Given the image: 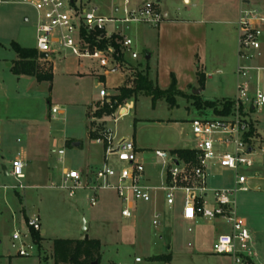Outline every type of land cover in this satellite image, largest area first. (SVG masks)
<instances>
[{
	"label": "rangeland",
	"instance_id": "374dc122",
	"mask_svg": "<svg viewBox=\"0 0 264 264\" xmlns=\"http://www.w3.org/2000/svg\"><path fill=\"white\" fill-rule=\"evenodd\" d=\"M78 1L97 6L103 15L111 16L112 6L122 0ZM202 3L203 0H190L189 3L160 0L159 7L162 12H168V19L197 20L200 19ZM253 6L263 9L261 4ZM229 10L217 16L210 13L206 16L204 53L207 64L201 68L205 80L200 84L196 74L192 88L184 90L185 94L195 97L174 94L170 103L164 97L154 101L142 93L125 100L122 109L113 115L104 111L107 102L119 93L120 88L129 84L137 71L144 70L147 63L150 64V78L156 81L158 28L140 24H131L129 29L122 26L123 34L133 39V49L139 58L128 56L131 62L119 63L120 68L115 72H106L111 68L100 67L96 60H84L79 65L83 61L61 53L45 60L38 59L40 72L50 71L55 61L53 80L39 82L34 77L19 78L12 71L17 58L12 43L29 48L36 46V10L26 4L0 6V166L11 169L14 156L22 148L30 152L31 159L25 167L26 189H4L2 186L16 182L0 172V264H54L55 239L80 240L83 236L100 240V264H136L137 257L142 260L137 264H231L228 257L214 254L212 249L217 235L227 231L225 222L187 220L181 215V200L173 209H163V225L155 228L153 212L146 211L144 206L135 218L122 217V203L113 190L99 191L97 204L92 206L89 196L93 192L85 187L86 176L82 180L84 187L78 188L73 197L69 196L68 189L59 187L65 168L80 172L84 169L87 176L93 178L97 169L102 167L103 146L92 143L90 132L99 134L108 128L119 138L134 139L143 151L146 167L154 181L161 169V161L154 155L156 149L195 147L191 121L218 117L210 109L199 108L195 102L233 99L237 93L239 57L235 22L238 18L235 9ZM138 27L149 30L147 37L142 36L147 40L146 46L142 45L141 35L136 34ZM114 28V24H107L109 32ZM261 40L264 42V35ZM151 51H154L153 59H146ZM85 63H94L97 68L101 80L97 85V76L83 66ZM101 88H105L107 96L99 100ZM200 89H203L201 93L196 94L195 90ZM53 106L62 111L53 116ZM252 119L264 137V106L253 110ZM60 149L65 152L61 159ZM38 154L39 160L35 159ZM258 167L260 177L252 180L251 190L239 192L236 199L238 214L246 218L250 232L256 237L258 233L262 239V252L258 249V254L264 264L263 153L258 157ZM232 177L230 171L219 172L209 184L213 187L229 185ZM258 185L261 189H257ZM25 213L28 217L38 214L41 218L46 232L40 235V245L35 244L29 234ZM15 231L30 235L26 245L28 256L17 255L12 246ZM15 244L19 246L18 242ZM160 254H171L172 260L169 263L154 261V256Z\"/></svg>",
	"mask_w": 264,
	"mask_h": 264
},
{
	"label": "built area",
	"instance_id": "2783aa9c",
	"mask_svg": "<svg viewBox=\"0 0 264 264\" xmlns=\"http://www.w3.org/2000/svg\"><path fill=\"white\" fill-rule=\"evenodd\" d=\"M159 2L122 0L112 6L111 16L103 15L97 6L78 0H0V6L26 4L36 10L35 48L39 54H47L42 59L64 53L80 61L96 60L103 68H113L114 65L117 68L120 62L116 59L111 39L114 35L121 36L117 41L123 63L127 56L138 59L139 54L133 49L134 41L123 34L122 26L129 29L131 24H140L159 28L165 20ZM107 24H114L115 28L109 32ZM236 25L239 64L233 106L228 115L191 121L195 147L186 149L193 151V158L180 157L173 152L174 149H156L154 155L161 161L164 178L161 184L151 185L146 177V164L139 156L135 141L118 139L112 130L105 128L92 139L93 143L103 146L104 163L93 178L86 177L85 187L93 192L89 196L92 206L97 204L99 191L113 190L122 203L121 216L126 219L135 218L142 206H153L152 223L155 228L161 226L162 218L157 206L159 195L170 208L180 199L185 219L193 222L200 219L222 220L229 228L214 240V254L228 257L231 264H255L252 234L246 218L238 214L236 196L239 192L251 190L252 180L261 174L258 157L264 154V137L252 119V112L264 106V65L258 63L263 56L264 13L258 7L243 5ZM103 40H107L108 44L102 46ZM99 96L101 99L107 96L105 88L100 89ZM110 103L108 101L107 105ZM121 109L122 105L117 112ZM61 111L57 106L51 108L53 116ZM114 120L117 118L114 117ZM58 154L61 159L65 152L60 149ZM224 171L233 173L231 183L211 186L209 180ZM0 172L4 174L2 166ZM8 173L16 183L2 186L4 189L18 191L28 187L24 183L25 163L21 157L14 158ZM83 177L79 170H67L59 187L68 189L69 196L73 197L78 188L84 187ZM26 222L34 241L32 232L42 233L41 218L36 214ZM29 234L13 233L12 246L16 248L17 255H29L26 247ZM141 262L140 257L135 258L136 264Z\"/></svg>",
	"mask_w": 264,
	"mask_h": 264
},
{
	"label": "crops",
	"instance_id": "0c3cea01",
	"mask_svg": "<svg viewBox=\"0 0 264 264\" xmlns=\"http://www.w3.org/2000/svg\"><path fill=\"white\" fill-rule=\"evenodd\" d=\"M136 1L142 2L144 0H136ZM184 1L186 3L190 2V0H184ZM257 4L262 5V8H263L262 11L264 13V0H203L202 9H201V13H200V19H197V20L168 19V12H163L164 16H165V20L162 22V24L158 28V36H157L158 37V50L156 53V62H155V66H154L155 77H156V80L158 81L159 86L163 89L168 88L170 86V83L172 80L171 75L174 74L176 76V79H177L178 90L184 92V90H186L189 85L194 84V82L196 80L197 69L199 67H200V69L205 68V66L207 64L206 59H205V53H204L205 47H206V38H207V27L205 25L208 22L206 20V16L209 13L211 16H217L221 13H223V14L228 13L230 11L229 9L233 8V9H235V11L237 13V18H238L239 10L243 5L253 6V5H257ZM236 22H235V24H236ZM136 31H137L136 34L139 37H140V35L142 37L144 34H145V37H147L149 35L148 29L145 30L144 28L138 27V28H136ZM237 38H238V35H237ZM146 41L147 40H145L142 37V45L146 46V44H147ZM25 48H29V47H25ZM262 51H263V56L258 61V63L264 65V42H263V40H262ZM237 54H238V51H237ZM147 55H151L150 59L152 60L153 56H154V51H151ZM16 56H17V58L15 61H17L19 59L17 54H16ZM39 58H41V59L43 58L41 56V54H40ZM82 61L83 62H79V65H80V63H84V60H82ZM126 61L131 62L130 60H128V56H127ZM54 63H55V61H54ZM54 63L52 65V68L54 67ZM97 65H99V63ZM83 66L85 68L91 69V72H93L94 75L97 76V78L95 80L96 85H97V83L101 82V80L97 74V71H96L97 68L94 66V63H89V64L85 63V64H83ZM112 67L113 68L107 70L106 72H108V71L109 72H115L113 70L114 68H116L115 65ZM52 68H51V71L53 74ZM118 68H120V67H117V70H118ZM220 70H217V71H220ZM17 76L19 78L34 77V76H29V75H17ZM34 78H36V77H34ZM100 99H101V97L99 98V100ZM91 131H94V130L91 129ZM30 132H33V131L30 130ZM0 135L2 136V133H0ZM116 137L119 139V137L117 135H116ZM120 138H122V137H120ZM18 142H20V141L18 140ZM92 143H93V141H92ZM93 144H95V143H93ZM135 144H136V142H135ZM74 145L79 146L80 143H74ZM184 148L186 149V148H193V147H182V148L173 147L170 150L184 149ZM138 150L140 153L139 154L140 158L145 162V159L142 156L143 151H140L139 148H138ZM103 152H104V148H103ZM1 157L3 158L2 150H1ZM16 157H21L23 159V161L25 163V167L31 161L30 152L24 148H22L18 152V154L14 156V158H16ZM103 157H104V153H103ZM39 158H40V154H38L37 158H35V159L39 160ZM258 169L261 173V170L259 167H258ZM67 170H70V169L65 168L63 173ZM81 172H82L83 176L88 177L87 173H85L84 169ZM62 176H63V174H62ZM146 177H147V181L149 184L159 185L163 181L164 173H163V170L161 168L158 171L157 177L154 181V178L152 177L151 172H149V169H147V167H146ZM257 189H261V186L258 185ZM161 196L162 195L160 194L159 200H158L159 202H158L157 206H158L160 212L162 213L163 209L165 207H168V206L165 205L164 200H163V196L162 197ZM161 198H162V201H161ZM176 204H177V202H176ZM176 204H175V206H176ZM174 207H172V208L168 207V208L171 210ZM144 208L146 211L150 212V211H152L153 206H144ZM23 211L25 212V209H23ZM182 213H183V204L181 206V215H182ZM24 215H25V219L27 221V219L29 217L26 215V213ZM197 222H195V223H197ZM161 225H163V222H161ZM248 226H249V223H248ZM250 228H251V226H250ZM228 230H229V228H227V231ZM45 232H46V230L42 228V234H44ZM251 234H252V238H253V242H254V248L256 251L255 264H262V259H261L260 255L258 254V252H259L258 249L262 252V247H263L262 239L260 238L258 233H257V235H258L257 237L254 236L252 231H251ZM171 260H172V255H171L170 261Z\"/></svg>",
	"mask_w": 264,
	"mask_h": 264
},
{
	"label": "trees",
	"instance_id": "16d2710c",
	"mask_svg": "<svg viewBox=\"0 0 264 264\" xmlns=\"http://www.w3.org/2000/svg\"><path fill=\"white\" fill-rule=\"evenodd\" d=\"M121 36L114 35L113 39H111L110 43L114 46L116 51V59L120 62H124L123 55L120 51V45L117 39H120ZM108 44L107 40H103L101 45L105 46ZM12 47L18 55V60L16 61L12 71L16 75H29L36 77L37 81H52L53 74L52 71L48 72H40V68L38 66V59L40 54L35 48H25L20 46L18 43L13 42ZM135 70V69H134ZM137 71V70H136ZM150 68L149 64L145 65V69L136 73L133 79L129 80V84L120 88L119 93L116 94L111 103L106 105L105 110L107 113H115L117 108L127 99L137 96L138 94H146L151 96L155 101L159 98L164 97L172 102V96L174 94L185 95L186 97H195V95H187L184 92L178 90L177 88V79L174 74L171 75V84L168 88L163 89L159 86L158 81H153L150 78ZM197 77L200 84L204 83L205 74L202 73L200 67L197 69ZM131 82V83H130ZM192 88V85L188 86ZM195 89V88H194ZM195 104L199 108L210 109L217 116H225L228 115L233 106V100L230 98H224L219 101H205L195 102ZM100 133L96 134L90 132V136L92 139L99 136ZM70 144V142H68ZM174 153L178 154L183 158H193V151L190 149H174ZM34 241L37 245H40L41 234L32 232ZM101 242L98 239H90L88 236L83 240H71V239H55L53 242V259L54 264H93L94 262H98L100 264L101 259ZM171 259V255H156L154 256V261H164L169 263Z\"/></svg>",
	"mask_w": 264,
	"mask_h": 264
},
{
	"label": "water",
	"instance_id": "95a60500",
	"mask_svg": "<svg viewBox=\"0 0 264 264\" xmlns=\"http://www.w3.org/2000/svg\"><path fill=\"white\" fill-rule=\"evenodd\" d=\"M41 56H42L43 58H45V57H47V54H41ZM150 58H151V55H147V56H146V59H150ZM9 65H10V64H9ZM113 70L116 71L117 68H114ZM201 91H202L201 89H200V90H195V93H196V94H199V93H201ZM2 170H3V173H4L5 176H8V175H9V173H8V168H7L5 165L2 166ZM85 237H86V236H83V237L81 238V240L85 239ZM93 264H98V262L96 261V262H94Z\"/></svg>",
	"mask_w": 264,
	"mask_h": 264
}]
</instances>
